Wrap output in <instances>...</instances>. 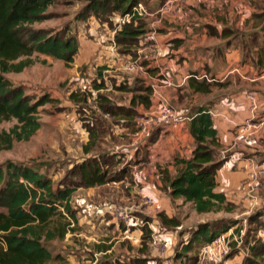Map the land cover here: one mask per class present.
Returning a JSON list of instances; mask_svg holds the SVG:
<instances>
[{
  "label": "crops",
  "instance_id": "1",
  "mask_svg": "<svg viewBox=\"0 0 264 264\" xmlns=\"http://www.w3.org/2000/svg\"><path fill=\"white\" fill-rule=\"evenodd\" d=\"M165 2L148 0L147 4H141L145 14L137 16L135 25L139 20L146 25L145 33L138 37L137 44L125 43L121 47L116 43V35L123 27L121 14L113 15L111 24L100 22L95 17L81 22L89 28V34L97 44L102 43V48L107 45V38L109 41L108 50L98 54L99 67L93 68L98 71L90 88L78 89L92 93L87 105L82 106L87 114H94L96 118L111 124L102 147L109 155L120 158V167L128 171L120 181L94 188L119 186L122 192L127 190L132 198L141 200L148 196L154 200L153 210L151 207L145 208L147 215L143 219L133 217L123 226L118 225L125 239V248H113L112 245L95 249L96 254L105 258L100 263H97V258V264H132L133 259L141 256L139 249L144 228L150 229L151 234L158 230L156 239L169 245L164 256L159 255L155 248H149L148 255H142L148 258L147 264H176L178 259H175V254L182 251L183 245L175 248L182 236L179 235L181 226L167 228L162 224V219L181 218L188 206H192V213L196 215L213 213H197L191 203L172 198L165 186L166 170L173 175L177 173L175 160L193 156L196 142L189 126L198 109L205 108L212 116L220 145V160L221 153L227 151L224 165L217 174L216 192L223 193L228 203L248 204L245 196L248 175L255 166H264V160L260 158H264V126L258 135L260 145L257 149L233 147V143L243 134V125L248 120L254 123L264 120V67L258 64L264 41V0H190L164 9ZM85 38L82 34L84 41ZM79 43L78 56L82 48V43ZM149 46H154V49ZM191 80H205L211 86L208 91L196 92L190 87ZM164 81L170 85L164 84ZM102 82L105 85L96 89L94 84ZM122 86H127L131 91H122ZM140 87L152 88L151 100L148 106L138 103L135 106L137 115L133 117L108 114L96 101L98 95H103L116 107L130 108L135 95H147ZM161 99L168 101L184 120L179 125L161 127L144 144L134 147L136 118L157 111ZM76 107H73L75 113ZM76 114L82 122L80 115ZM97 153L85 154L89 158L98 156ZM125 160L134 165L123 164ZM147 160L149 163L145 165ZM261 189L264 194V184ZM122 199L128 201L129 197ZM201 223L206 221L192 225L189 235ZM78 225L77 222L75 227ZM261 230L257 234L261 240H256L254 246L259 242L264 243ZM76 232L68 233L66 237ZM135 243L137 247L131 248L130 245ZM103 244H106L105 241ZM252 247L235 249L223 264H244L246 258H254ZM177 264H188V261L183 258Z\"/></svg>",
  "mask_w": 264,
  "mask_h": 264
},
{
  "label": "trees",
  "instance_id": "2",
  "mask_svg": "<svg viewBox=\"0 0 264 264\" xmlns=\"http://www.w3.org/2000/svg\"><path fill=\"white\" fill-rule=\"evenodd\" d=\"M86 5L78 14V19L87 22L95 17L100 22H108L116 13L122 16L132 14L139 4L148 0H84ZM60 0H0V125L16 122L9 130L0 128V151L12 149L15 142L29 141L40 130L39 108L53 100L44 95L38 99L26 94L22 85H15L8 75L22 73L34 64L33 57L46 55L70 64L79 52L80 43L68 28L60 31L37 27L51 20L54 15L50 9ZM135 15L130 23L123 24L116 35V43L137 44L138 37L145 33L146 23L139 20L135 25ZM258 64L264 67V41L261 46ZM101 89L105 84H94ZM211 84L205 80H191L190 87L196 92L208 91ZM146 96L135 95L132 107H116L111 100L98 95V106L113 116L137 115L138 103L149 105L152 88L145 87ZM122 91H131L122 86ZM136 91L135 89L133 90ZM90 91H73L70 101L76 105L82 125L89 134V145L85 153L93 149L98 156H91L76 166L73 184H54L52 178L42 174L30 164L7 161L0 166V264H53L60 257L55 256L50 246L55 240H63L74 232L77 214L72 206L75 192L80 188H94L118 182L128 171L120 167V158L103 149L102 142L110 132L111 124L94 114H87L82 105H87ZM88 122V120H90ZM136 127V126H135ZM160 129V128H158ZM155 129L152 134L158 130ZM190 132L195 139L196 148L190 159H176V174L166 170V191L172 198L184 199L191 203L197 213L229 212V203L223 193L216 192L217 174L224 165L219 159L220 145L217 131L209 111L197 110L191 119ZM137 131V130H136ZM151 134V135H152ZM149 136V138L151 137ZM148 138V139H149ZM147 139V140H148ZM257 214L250 218L255 222ZM167 228L179 226L176 218L162 219ZM234 227L232 223L206 222L197 225L190 233L189 240L177 251L175 259L186 258L189 264H198L201 247L218 235ZM264 227V221L262 222ZM151 230L144 228L140 257L132 264H147ZM253 257L246 258L244 264H264V243L252 247ZM234 253V252H233ZM232 256V255H231Z\"/></svg>",
  "mask_w": 264,
  "mask_h": 264
},
{
  "label": "rangeland",
  "instance_id": "3",
  "mask_svg": "<svg viewBox=\"0 0 264 264\" xmlns=\"http://www.w3.org/2000/svg\"><path fill=\"white\" fill-rule=\"evenodd\" d=\"M85 5L84 0H60L59 4L50 9L54 17L36 25L56 31L68 28L72 35L78 41L80 40L79 42L82 43L80 55H77L72 63L66 64L62 60L39 55L33 57L34 64L22 73L8 75L15 85H22L31 98L38 99L47 95L53 101L39 108L41 128L31 140L15 142L12 149L0 151V166L7 161L30 164L42 174L52 178L55 185L73 184V180H79L78 177L76 178L75 168L83 158H87L85 147L90 141L89 134L73 109L70 94L78 89L90 88L94 74L98 71L93 68L99 67L97 66L100 62L98 54L102 50L107 51L106 47L109 45L108 38L105 40L107 45L104 48L102 43L98 45L95 38L89 34V28L81 24L83 21L78 19L77 16ZM82 34L86 37L85 41L82 39ZM90 58L92 61H89ZM14 124H16L14 121L4 122L0 128L9 130ZM95 150L93 149L91 154ZM260 158L264 160L263 157ZM127 162L134 165L129 160H125L124 163ZM148 163L149 160L145 165ZM263 184L264 178L258 185L257 195L260 203L255 208L245 202L236 205L229 203V212L223 210L208 215H196L192 213V206H188L183 217L176 219L181 226L179 235H182V239L180 238L175 248H181L182 244L184 246L190 238L188 233L190 227L202 221L232 223L237 233L245 230L243 248H248L249 242L251 243L254 239L261 240L257 238V234L260 229L264 231L263 215L258 216L255 222H251L250 218L264 212V194L261 189ZM116 187L80 188L75 192L72 206L78 218L79 225L75 227L77 232L75 235H69L63 240H55L52 243L50 250L55 256L60 257L53 264H97L105 259L104 256L96 254L95 249L101 248L98 246L113 245V248H125V242H123L125 239L118 225L123 226V223L130 222L133 217L143 219L147 215L144 209L151 207L153 210V206H146L143 199L132 198L127 190L122 192L121 187ZM248 189L247 184L246 191ZM125 196L129 197L128 201L122 199ZM120 213L125 216L122 220L118 218ZM168 230L175 231V229ZM158 235V230L151 234V248H153L154 240L160 241L156 239ZM104 241L106 244H103ZM159 244L163 248H169L164 241H160ZM130 247L136 248L137 245L135 243ZM166 252L161 256H164ZM97 258L99 261L95 263ZM178 261L176 260L175 263L177 264Z\"/></svg>",
  "mask_w": 264,
  "mask_h": 264
},
{
  "label": "built area",
  "instance_id": "4",
  "mask_svg": "<svg viewBox=\"0 0 264 264\" xmlns=\"http://www.w3.org/2000/svg\"><path fill=\"white\" fill-rule=\"evenodd\" d=\"M190 0H166L164 9L174 6L178 3H185ZM163 9V10H164ZM145 10L141 4L134 8L132 14H126L121 18V24L130 23L135 15L143 16ZM154 49V46H149ZM264 77V76H263ZM206 78V77H204ZM164 84L170 85L168 81H164ZM184 118L178 114V112L172 107V105L165 99L159 101V107L157 111L152 113L142 114L136 118V128L137 131L133 136L132 145L134 147L140 146L146 142L149 136L155 129L164 126H174L182 123ZM264 126V120L259 123H254L253 120H248L243 125V134L233 143L234 148H247V149H257L260 145L259 133ZM227 151L221 153V159L225 160ZM140 161L141 158L138 157ZM125 162V161H124ZM129 165L128 162L124 163ZM264 178V166H255L248 175V187L246 191V199L248 204L255 208L260 202L257 195L258 185L260 180ZM146 206L154 207V200L148 196L142 197ZM118 218L122 220L125 218L123 213H120ZM262 231V230H261ZM264 233V231H262ZM245 236V230H241L238 233L234 231V228L229 229L228 232L222 233L214 238L212 241L205 243L199 252L198 264H223L225 263L233 254L235 249L243 248V240ZM256 242L254 239L251 243L249 242V248ZM160 241H153V248L159 253V255L164 254L166 248L161 247ZM254 246V245H253ZM249 254V252H247Z\"/></svg>",
  "mask_w": 264,
  "mask_h": 264
}]
</instances>
